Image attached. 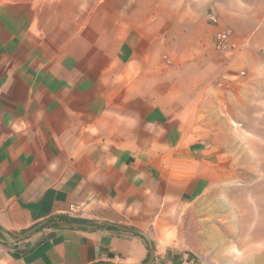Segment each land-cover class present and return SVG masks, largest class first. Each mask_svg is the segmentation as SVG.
<instances>
[{
	"label": "crops",
	"instance_id": "1",
	"mask_svg": "<svg viewBox=\"0 0 264 264\" xmlns=\"http://www.w3.org/2000/svg\"><path fill=\"white\" fill-rule=\"evenodd\" d=\"M52 12L0 0V222L14 235L53 222L0 242V264L147 260L142 236L52 227L61 215L146 232L152 264H199L180 221L224 203L230 186L234 229L247 218L264 235V147L223 136L200 100L227 92L215 107H264V0L95 1L68 32ZM226 29L234 47L221 52L214 37Z\"/></svg>",
	"mask_w": 264,
	"mask_h": 264
},
{
	"label": "rangeland",
	"instance_id": "2",
	"mask_svg": "<svg viewBox=\"0 0 264 264\" xmlns=\"http://www.w3.org/2000/svg\"><path fill=\"white\" fill-rule=\"evenodd\" d=\"M103 2L104 0H40L42 4L55 10V14L64 23V31L71 30V22L78 15L80 9L89 2ZM121 0H112L113 3H119ZM142 0H128L129 4ZM63 20H65L63 22ZM208 93V92H207ZM204 92L200 95V100H205L214 104L206 114L214 118L211 123L215 129L225 136L227 133H235L241 136V139L235 140L237 143L246 142L251 147H264V107L257 109L254 113L248 106L246 99L243 104L237 106L224 105L215 107L217 97L227 99L228 93H213L208 98ZM224 97V98H223ZM233 102L237 97L231 96ZM211 100V101H210ZM235 121V123L233 122ZM208 125V124H204ZM254 135L259 136L257 142L250 139ZM225 141V140H224ZM244 156H241L243 158ZM256 158L259 161L264 160V154H258ZM233 187L225 188L224 203L218 207L210 202H201L192 207L186 218L180 221L178 233L180 242L188 252H191L199 264H264V235H255L249 233V219L245 218L242 230L239 233V222L234 229L233 219ZM237 194V201L239 200ZM245 197V196H243ZM217 215H221L218 217ZM238 221V220H237Z\"/></svg>",
	"mask_w": 264,
	"mask_h": 264
},
{
	"label": "water",
	"instance_id": "3",
	"mask_svg": "<svg viewBox=\"0 0 264 264\" xmlns=\"http://www.w3.org/2000/svg\"><path fill=\"white\" fill-rule=\"evenodd\" d=\"M53 222L50 219L43 220L39 222L38 224L34 225L33 227L25 230L22 233L19 234H12L10 233L0 222V242L5 243V244H13L18 241H21L25 238H27L29 235L33 234L37 230L45 227L46 225L52 224ZM59 224L64 225V226H71V227H77V228H88V229H98V228H114L117 230L121 231H126V232H131L134 234H137L139 236H142L149 248V255L147 260L143 264H152L155 260V248H154V243L151 239V237L144 231L133 228V227H128V226H123L120 224L116 223H111V222H102L99 224H91L83 221H76L74 219H70L68 222H60ZM99 264H106V263H99Z\"/></svg>",
	"mask_w": 264,
	"mask_h": 264
},
{
	"label": "built area",
	"instance_id": "4",
	"mask_svg": "<svg viewBox=\"0 0 264 264\" xmlns=\"http://www.w3.org/2000/svg\"><path fill=\"white\" fill-rule=\"evenodd\" d=\"M211 19L216 21V17L211 16ZM215 48L221 52H229L233 49L234 44L232 41V32L231 30H222L216 33L214 37ZM80 213L79 208L74 205H71L69 208V214L77 215Z\"/></svg>",
	"mask_w": 264,
	"mask_h": 264
},
{
	"label": "trees",
	"instance_id": "5",
	"mask_svg": "<svg viewBox=\"0 0 264 264\" xmlns=\"http://www.w3.org/2000/svg\"><path fill=\"white\" fill-rule=\"evenodd\" d=\"M70 219L72 218H69L68 216H64V215H61V216H57L56 218H54V220L56 221H63V222H68ZM76 221H82L81 219H74ZM52 227H60L59 223H55L54 225H52Z\"/></svg>",
	"mask_w": 264,
	"mask_h": 264
}]
</instances>
